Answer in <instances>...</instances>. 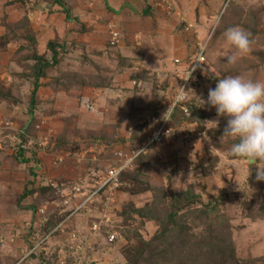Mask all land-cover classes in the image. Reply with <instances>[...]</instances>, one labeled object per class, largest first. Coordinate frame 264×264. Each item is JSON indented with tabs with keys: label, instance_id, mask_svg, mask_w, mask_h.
<instances>
[{
	"label": "rangeland",
	"instance_id": "1",
	"mask_svg": "<svg viewBox=\"0 0 264 264\" xmlns=\"http://www.w3.org/2000/svg\"><path fill=\"white\" fill-rule=\"evenodd\" d=\"M229 75L264 81V0H0V264H264V161L203 104Z\"/></svg>",
	"mask_w": 264,
	"mask_h": 264
},
{
	"label": "clouds",
	"instance_id": "2",
	"mask_svg": "<svg viewBox=\"0 0 264 264\" xmlns=\"http://www.w3.org/2000/svg\"><path fill=\"white\" fill-rule=\"evenodd\" d=\"M224 38L229 45V49L224 51L226 63H236L238 58L251 50V33L240 26L227 28ZM191 71L194 68H188L184 80L190 78ZM180 99L177 96V101ZM204 103L214 108L218 117L226 118L222 136L235 141L230 155L245 158L253 164L264 161V81L239 75L218 78L215 87L209 89ZM256 179L264 181V167L256 168Z\"/></svg>",
	"mask_w": 264,
	"mask_h": 264
},
{
	"label": "built area",
	"instance_id": "3",
	"mask_svg": "<svg viewBox=\"0 0 264 264\" xmlns=\"http://www.w3.org/2000/svg\"><path fill=\"white\" fill-rule=\"evenodd\" d=\"M206 43H207V41L206 42L205 41H201V42L198 43L197 52L195 53L194 57L192 58L189 66H188L189 70H192L194 68V71H191V76L194 73H196L197 70L203 68V66H204L205 59H206L205 58L206 55H204L205 51H206ZM186 75H187V72H186ZM188 80H184V79L181 80L182 81L181 82L182 85L180 86V89L178 90V92L174 95L172 103L170 104L167 112H164L165 109H162V110L159 111L163 115V118L161 119L160 124H158V126L156 128H154L152 130V132L150 133V136L148 138L147 144H145V147L153 145V144L161 143V141H163L164 138L167 135L170 134L171 128H169L167 126V123L169 121L171 113L174 112L176 107H178V104H181L182 101L184 100V98H186L187 94H186V90H185V86L184 85H185V82H187ZM181 87H183L184 89H182ZM177 96L181 97V99L179 101H177ZM180 108L183 109L184 112H187V108H185V106H181ZM152 120L154 121L155 117H153ZM117 172H118L117 170H115L114 172L111 171V174L113 176H115L117 174ZM48 236H49V234L47 236H45V237H41L37 241V243L35 244L34 248L40 246L45 240L48 239ZM114 238L115 237H114V235L112 233L110 235V239L113 240Z\"/></svg>",
	"mask_w": 264,
	"mask_h": 264
}]
</instances>
